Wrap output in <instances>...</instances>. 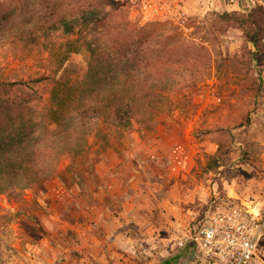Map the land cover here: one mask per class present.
Wrapping results in <instances>:
<instances>
[{"label":"rangeland","instance_id":"obj_1","mask_svg":"<svg viewBox=\"0 0 264 264\" xmlns=\"http://www.w3.org/2000/svg\"><path fill=\"white\" fill-rule=\"evenodd\" d=\"M84 7L103 21L66 33L46 19ZM242 8L0 0V102L23 110L1 118L0 144L36 135L2 146L0 264H164L220 210L264 215V58ZM131 95L137 114L109 112Z\"/></svg>","mask_w":264,"mask_h":264},{"label":"built area","instance_id":"obj_2","mask_svg":"<svg viewBox=\"0 0 264 264\" xmlns=\"http://www.w3.org/2000/svg\"><path fill=\"white\" fill-rule=\"evenodd\" d=\"M196 256L187 264H264V215L223 209L189 234ZM185 240L179 241L183 246Z\"/></svg>","mask_w":264,"mask_h":264},{"label":"trees","instance_id":"obj_3","mask_svg":"<svg viewBox=\"0 0 264 264\" xmlns=\"http://www.w3.org/2000/svg\"><path fill=\"white\" fill-rule=\"evenodd\" d=\"M231 1L233 4H237L239 7H243V11H245V15L240 18V24L245 30L246 40L248 42H251L255 48V50L252 52V55H254L253 59L254 61H257V58L255 55H261L262 58H264V25L262 22H260V19L256 18V14H258L257 8L260 7L256 4H252V0L249 1V6L245 7L247 5L244 4L245 0H228ZM3 19L6 18L4 12H2ZM105 17V13L102 10L99 9H90V7H84L81 10L77 9L76 12L71 14H66L63 12H56L50 16H46V19L48 20V23L51 24V28L57 29V28H63V30L66 33H73V32H81L86 31L87 29H91V27L94 24H97L101 21H103V18ZM126 58H128V61L131 60V55H125ZM129 68V67H127ZM126 68V69H127ZM125 69V70H126ZM123 76V75H122ZM124 78V76H123ZM157 79L151 77H145L143 79L145 84L155 85ZM263 81H261L262 83ZM12 83H10L11 85ZM6 85L5 82L1 83L0 86ZM150 91V90H149ZM130 93H133L132 90L129 91ZM129 93V94H130ZM113 97H118V93L112 94ZM132 101L130 105L127 108H115V106L107 107L109 112H115L117 116L125 115L126 113L129 114H137L139 111V107L135 104V96H132ZM120 102H118L119 104ZM15 104L7 103V102H0V122L1 118L4 116V114L9 112H14L15 109H17L21 114H23V110H20L21 107L18 108L15 107ZM15 108V109H13ZM16 126V125H15ZM17 131L16 133L18 136L14 133L9 134V136L6 138V141L2 142L0 144V170L2 167L7 166L11 164L13 161L12 159H9L6 157L5 154L1 153L4 149V147L7 148L14 144H23L24 141H31L32 138L36 137L35 131L33 129L29 130L27 128L19 129L15 128ZM18 137V139H16ZM23 142V143H22ZM4 146V147H2ZM207 220V219H206ZM205 220V221H206ZM196 256V247L194 244V241L190 238L185 239V243L183 246L178 247L174 254L175 263L176 264H187L189 261L194 260ZM174 258L168 259L164 262V264H170Z\"/></svg>","mask_w":264,"mask_h":264}]
</instances>
